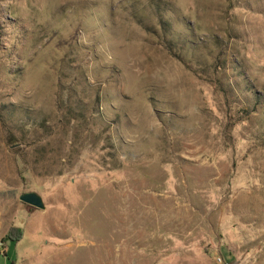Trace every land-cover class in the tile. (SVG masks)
<instances>
[{
    "label": "rangeland",
    "instance_id": "rangeland-1",
    "mask_svg": "<svg viewBox=\"0 0 264 264\" xmlns=\"http://www.w3.org/2000/svg\"><path fill=\"white\" fill-rule=\"evenodd\" d=\"M0 242L264 264V0H0Z\"/></svg>",
    "mask_w": 264,
    "mask_h": 264
},
{
    "label": "water",
    "instance_id": "water-1",
    "mask_svg": "<svg viewBox=\"0 0 264 264\" xmlns=\"http://www.w3.org/2000/svg\"><path fill=\"white\" fill-rule=\"evenodd\" d=\"M18 199L24 204L37 209H44L45 205L43 203L42 197L35 191L22 192Z\"/></svg>",
    "mask_w": 264,
    "mask_h": 264
},
{
    "label": "built area",
    "instance_id": "built-area-1",
    "mask_svg": "<svg viewBox=\"0 0 264 264\" xmlns=\"http://www.w3.org/2000/svg\"><path fill=\"white\" fill-rule=\"evenodd\" d=\"M1 247H3L2 242H0V248H1ZM2 251H3V250H2ZM2 251H1V249H0V253H1ZM216 261H217L218 263L222 262V260H221V258H220L219 256L216 257Z\"/></svg>",
    "mask_w": 264,
    "mask_h": 264
},
{
    "label": "trees",
    "instance_id": "trees-1",
    "mask_svg": "<svg viewBox=\"0 0 264 264\" xmlns=\"http://www.w3.org/2000/svg\"><path fill=\"white\" fill-rule=\"evenodd\" d=\"M170 46V45H169ZM8 238H9V236H8Z\"/></svg>",
    "mask_w": 264,
    "mask_h": 264
},
{
    "label": "crops",
    "instance_id": "crops-1",
    "mask_svg": "<svg viewBox=\"0 0 264 264\" xmlns=\"http://www.w3.org/2000/svg\"><path fill=\"white\" fill-rule=\"evenodd\" d=\"M3 244V243H2Z\"/></svg>",
    "mask_w": 264,
    "mask_h": 264
}]
</instances>
